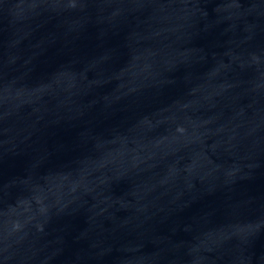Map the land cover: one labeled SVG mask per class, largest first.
Masks as SVG:
<instances>
[{"label":"water","instance_id":"obj_1","mask_svg":"<svg viewBox=\"0 0 264 264\" xmlns=\"http://www.w3.org/2000/svg\"><path fill=\"white\" fill-rule=\"evenodd\" d=\"M0 264H264V0H0Z\"/></svg>","mask_w":264,"mask_h":264}]
</instances>
